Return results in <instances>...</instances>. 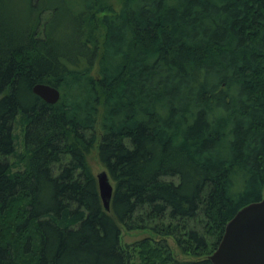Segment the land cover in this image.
I'll use <instances>...</instances> for the list:
<instances>
[{
  "label": "trees",
  "instance_id": "obj_1",
  "mask_svg": "<svg viewBox=\"0 0 264 264\" xmlns=\"http://www.w3.org/2000/svg\"><path fill=\"white\" fill-rule=\"evenodd\" d=\"M263 196L264 0H0V264H212Z\"/></svg>",
  "mask_w": 264,
  "mask_h": 264
},
{
  "label": "water",
  "instance_id": "obj_2",
  "mask_svg": "<svg viewBox=\"0 0 264 264\" xmlns=\"http://www.w3.org/2000/svg\"><path fill=\"white\" fill-rule=\"evenodd\" d=\"M33 93L45 103L53 105L60 99L54 87L37 84ZM106 172L96 176L98 193L106 212L110 211L113 188ZM222 239L208 257L212 264H264V196L238 210L225 226Z\"/></svg>",
  "mask_w": 264,
  "mask_h": 264
},
{
  "label": "rangeland",
  "instance_id": "obj_3",
  "mask_svg": "<svg viewBox=\"0 0 264 264\" xmlns=\"http://www.w3.org/2000/svg\"><path fill=\"white\" fill-rule=\"evenodd\" d=\"M114 5L116 8L119 7V2H114ZM22 127L20 124H16L15 126V135L17 137L16 139V145H17V148H16V151L18 154L22 155L23 153V142H22V131H21ZM97 154H96V151H92L91 154L88 156V164L92 170V174L95 176L102 173L103 171L106 172L105 169H103V166L99 163L98 161V158L96 157ZM11 159V158H10ZM10 162H13L12 159L9 160ZM107 174V173H106ZM148 236V233L144 232V231H132V232H127L125 230H122V233H121V243L123 245H131V244H134L138 241H141L142 238L144 237H147ZM167 243L170 247V249L173 251L176 259L179 261V260H188L189 258L188 257H185L181 252L180 250H177L176 246H175V243L172 239H167Z\"/></svg>",
  "mask_w": 264,
  "mask_h": 264
}]
</instances>
